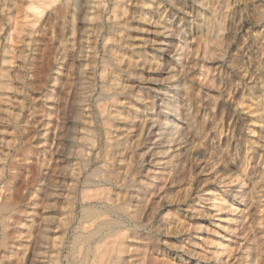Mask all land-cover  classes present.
Masks as SVG:
<instances>
[{
	"label": "rangeland",
	"instance_id": "1",
	"mask_svg": "<svg viewBox=\"0 0 264 264\" xmlns=\"http://www.w3.org/2000/svg\"><path fill=\"white\" fill-rule=\"evenodd\" d=\"M87 1L0 0V264H37L39 231L59 241L65 192L45 183L83 135L119 172L135 152L113 193L148 205L112 216L123 264H264V0ZM93 206L77 199L64 263Z\"/></svg>",
	"mask_w": 264,
	"mask_h": 264
},
{
	"label": "bare ground",
	"instance_id": "2",
	"mask_svg": "<svg viewBox=\"0 0 264 264\" xmlns=\"http://www.w3.org/2000/svg\"><path fill=\"white\" fill-rule=\"evenodd\" d=\"M53 1L54 0H48V2H50V3ZM87 2L91 4L93 2V0H88ZM90 19H92V18L90 17ZM150 68H151V66H150ZM81 92H83V91H81ZM84 98H86V97H84ZM83 100H85V99H83ZM75 114H76V112H75ZM116 114H118V113H116ZM145 115H148V114H145ZM149 116L150 117L148 119L156 120V118H157V116H152V115H149ZM73 117H75V116H73ZM77 119H79V118H77ZM87 120L88 121H86V122L88 123L89 119H87ZM143 124L144 123L141 122L139 125L138 131H137V139H136L135 146H137L139 144V138L141 137L142 132L145 129ZM173 124H175V122H173ZM73 126H74V124H73ZM85 131H88V129H86ZM126 132H127V130H126ZM71 136H73V135H71ZM81 139L83 141L85 139H89V142H88L89 144L87 145L89 147L85 148V146L81 145L79 147V149L75 151V153L70 152V155L68 156L69 158L67 160L68 163L66 166V170H65V172L61 171L63 173V175L66 176L65 180L63 177H62L63 181H60L59 179L56 180L55 176L50 175L51 178H49V180H47L45 183L48 185V188H50V190H49L50 192H48V193H50V195L54 199L57 198L58 191L63 186L64 192H65L67 209H66V212L61 217H59V222L62 224V228H63L61 231L62 234L59 237H57L55 235L59 241H57L55 237H51L49 234H43L42 231H39L38 234H36L34 249H35V256H36L35 258L37 260V264H123V261L125 259L122 256L120 243L122 242L121 239L123 240V238H124L125 232H123V228L120 227L121 222L119 220H114V218H112V216H114V214H117L118 215L117 217H120V216L122 218L125 217V218H127V220H130V219L131 220L132 219L139 220V219H141L144 221L143 218L145 217V213H146L145 205H148V204L145 203V205H144L143 203L142 204L141 203H137V204L135 203V205H133L134 207L132 208V210L128 211L129 205H131V202L129 200V198H130L129 193L127 194V191L121 192L119 190L117 192L113 193V191L115 190L114 189L115 187L123 188V186L128 181H132V183H133V180H135V178H134L135 175L133 176V173H131L132 172L131 166L135 161V156H134L135 152L131 153L130 156L128 157L127 162L125 164V169L122 172H119L116 170V168L112 167V161L117 159L116 158L117 156L123 155L122 153L121 154L116 153L115 150L110 148V151L108 153L104 154V155H106L107 158H104V156H102L101 153L98 152L97 155L94 157V160L99 161L102 158L104 168H95L91 171V173L89 175H85V173L92 167V165L95 162L92 160V154H93L92 148L94 147L95 142H94V139L90 138L89 135H83L81 137ZM256 153H258V151ZM141 155H142V153H141ZM73 159H75L76 161L74 160V162H73ZM261 159H262V157H261ZM42 167H43V163L37 161L36 162V169H35L34 176H33L34 177L33 178L34 187L32 190V194L36 198H39V196L41 194V189H42L40 186V183H41L40 177H41V168ZM147 176H148V174H147ZM58 178H60V177H58ZM82 178H84V180H85L84 182H82ZM60 183H62V186L60 185ZM140 183H143V182H139V184ZM105 185H110V186L106 187ZM149 187L150 186H148V188ZM78 196L80 198V201L83 204L91 205V204H97V203H103V204L105 203V209L99 210L98 209L99 207L96 208L94 206L91 208H82L81 207L82 208L81 219L78 221V230L80 232L78 234H76L75 237L73 238L72 244L69 248V254L66 256V263H64L65 261L63 262L62 258H61V251L64 250L63 249V247H64L63 243H64L65 238H67L66 237L67 232L70 230V228L73 226V224L76 223L75 214L77 212L76 211V209H77L76 205H77V199H79ZM140 200H141V198H140ZM5 207L6 206H4V205H0V211L3 210ZM60 209H61V207H60ZM147 213H148V211H147ZM165 216H167V215H164V217ZM52 218L53 217L49 218V220L53 221ZM154 219H152V220H154ZM47 220H48V217H47ZM164 221H166V220H164ZM171 221H172V219H171ZM122 224H124V223H122ZM152 230H154V229H152ZM139 232H141V231H139ZM167 238H169V237L167 236ZM168 243H169V241H168ZM158 249H160V247ZM171 250H173V249H171ZM133 253H134V251H133ZM164 253H165V251H164ZM125 254H128V253L125 252ZM159 255L161 257L158 261V264H162V254H159ZM152 258L158 259V256L155 255V257H152ZM165 261H166V263L171 262L166 257H165ZM148 262H149V260H148Z\"/></svg>",
	"mask_w": 264,
	"mask_h": 264
}]
</instances>
